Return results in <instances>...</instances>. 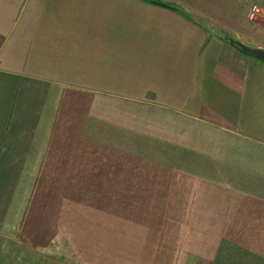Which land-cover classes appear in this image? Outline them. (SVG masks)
Here are the masks:
<instances>
[{
    "label": "crops",
    "instance_id": "0c3cea01",
    "mask_svg": "<svg viewBox=\"0 0 264 264\" xmlns=\"http://www.w3.org/2000/svg\"><path fill=\"white\" fill-rule=\"evenodd\" d=\"M225 34L264 49V0H0V264H264V62Z\"/></svg>",
    "mask_w": 264,
    "mask_h": 264
},
{
    "label": "water",
    "instance_id": "95a60500",
    "mask_svg": "<svg viewBox=\"0 0 264 264\" xmlns=\"http://www.w3.org/2000/svg\"><path fill=\"white\" fill-rule=\"evenodd\" d=\"M225 38L227 41H229L230 44L237 47L240 51L244 52L245 54H248L250 56L256 57L264 62V49L261 48H251L245 44H243L241 41H239L236 38H232L229 35L225 34Z\"/></svg>",
    "mask_w": 264,
    "mask_h": 264
},
{
    "label": "rangeland",
    "instance_id": "374dc122",
    "mask_svg": "<svg viewBox=\"0 0 264 264\" xmlns=\"http://www.w3.org/2000/svg\"><path fill=\"white\" fill-rule=\"evenodd\" d=\"M55 242H56L57 245H64V246L66 245V243H64V241L56 240Z\"/></svg>",
    "mask_w": 264,
    "mask_h": 264
}]
</instances>
